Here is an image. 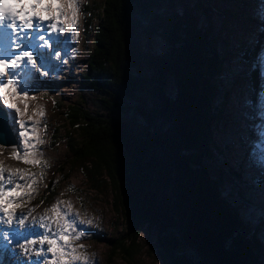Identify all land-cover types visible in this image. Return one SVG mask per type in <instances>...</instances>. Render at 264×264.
<instances>
[{"label": "trees", "instance_id": "trees-1", "mask_svg": "<svg viewBox=\"0 0 264 264\" xmlns=\"http://www.w3.org/2000/svg\"><path fill=\"white\" fill-rule=\"evenodd\" d=\"M174 1L103 0L87 11L83 4L81 30L93 37V48L80 84L92 97L66 105L76 133H66L68 150L85 165L90 186L100 190L106 183L112 193L123 231L111 239L110 259L121 255L135 264L145 230L155 231L169 264H263L254 232L217 188L221 169L208 177L210 161H219L228 147L211 137L224 105L212 102L225 60L208 23L215 5L179 0L184 7L176 11ZM166 3L170 10L162 9ZM256 6L260 29L242 54L254 90L260 83L254 56L264 38V12ZM169 80L173 95L166 90ZM54 132L51 144L58 139Z\"/></svg>", "mask_w": 264, "mask_h": 264}, {"label": "rangeland", "instance_id": "rangeland-1", "mask_svg": "<svg viewBox=\"0 0 264 264\" xmlns=\"http://www.w3.org/2000/svg\"><path fill=\"white\" fill-rule=\"evenodd\" d=\"M183 1V5L193 3V0ZM59 2L62 15L58 23L63 32H57L54 50L49 54H46V50H41L37 63L26 66L25 72L28 71L26 75L29 77L27 81L22 80L19 74L16 76L18 82L27 85L26 97L21 95L12 98L22 115L17 117L14 109L3 105L10 121H28L31 117L35 147L29 150L26 159L41 163L28 164L16 155L18 151L23 154L24 149L17 147L20 145L19 125L10 123L16 129L14 132L18 142L14 146L0 145V164L6 170L11 169L14 174L16 169L34 174L32 187L22 189L31 195L21 201L22 207L18 209L25 213L32 210L27 223H31V217L51 216V208L58 202L63 210H70L73 217L77 218V229L83 228L84 231L79 239H71L70 242L76 254L87 257L86 261L81 260L79 264H127L121 255L110 259L111 239H116L123 231L121 218L112 205V193L106 183L100 190L90 186V181L82 172L85 165L72 159L66 137V133L72 130V126L66 121V105L78 102L82 96L92 97L80 84V76L86 69V60L93 48V37H86L81 30L83 4L85 3L87 11L88 4L94 2L101 7L103 0H73L74 9L69 8L68 0ZM209 2L215 5L216 11L211 14L208 23H211L212 35H218V52L223 53L221 56L225 55V60L221 63L222 69L216 77L219 91L212 100L213 104L224 105L221 107V118L212 122L211 137L219 147L223 148L226 143L228 147L222 150V155H218L219 161H210V167H207L208 177L212 179L219 176L216 169H221L222 184L217 188L235 206L240 219L254 232L256 240L260 242L259 256L264 259V38L254 56L260 78L256 90L252 87L251 65L242 57L245 50L255 42L256 31L260 29L262 19L255 17L260 12L256 5L259 4L264 12V0ZM242 2H245V6H242ZM183 7L179 0L174 1L176 11ZM162 9L170 10L167 3L162 5ZM200 20L204 21L203 18ZM72 36H76V39L72 40ZM156 38L155 44L159 46L160 39ZM56 52L61 55L57 57ZM20 83L17 85L18 92ZM172 84L169 80L166 85L170 95L174 94ZM225 93L228 96L225 97ZM53 132L58 139L51 144ZM75 134L74 131L71 132V135ZM211 151L210 156L213 154V157H217L216 152ZM228 171L238 174L232 177ZM13 176L12 184L16 182V176ZM251 177H258L260 183H256ZM79 221L90 223L81 225ZM139 241L135 264H169L156 243L155 231L143 230ZM20 251V248L14 251L11 246L5 248L0 241V262L7 258L9 264H21L17 259L12 262Z\"/></svg>", "mask_w": 264, "mask_h": 264}, {"label": "snow or ice", "instance_id": "snow-or-ice-1", "mask_svg": "<svg viewBox=\"0 0 264 264\" xmlns=\"http://www.w3.org/2000/svg\"><path fill=\"white\" fill-rule=\"evenodd\" d=\"M68 6L74 9L73 0H68ZM37 7H40L44 13L53 14L42 15L35 11ZM61 15L59 0H0V53H3V58H0V97L3 98V104L8 109H14L17 117L22 115L21 110L10 97L21 95L26 97L28 92L27 85L16 80L18 73L13 70L17 69L25 58L28 64H36L31 51L33 45L28 37L42 31L45 26L49 33L63 32L58 23ZM38 39L43 42L40 47L49 43L43 34L39 35ZM71 39L75 40L76 36H72ZM25 47L29 50H24ZM16 49L19 51H13ZM55 55L59 57L61 53L56 52ZM5 70H9L8 74L12 77L7 79L6 83L3 82ZM27 79V75L22 77L24 81ZM18 83H20L19 92ZM10 123L19 125L20 145L17 147L24 149L23 154L18 151L16 155L28 164L41 163L26 159L29 150L35 147L32 140L31 117L28 121L17 119ZM13 130L16 131L15 128ZM7 171L8 183L12 184L13 175L16 176V182L12 186L5 187L2 183L4 170L0 169V241L3 242V246L5 248L11 246L14 251L18 246L21 251L17 253L16 259L21 264H79L81 260L86 261L87 257L76 254L70 242L71 239H79L84 231L83 228L77 229V218L73 217L70 210H63L58 202L52 206L51 216L31 217V223H26L32 210L29 209L25 213L18 209L22 207L21 201L31 195L22 189L32 187L34 174L25 173L22 169H16L15 174L11 169ZM86 223L90 222L79 221L81 225ZM33 256L35 259L32 258ZM0 264H9V261L5 258Z\"/></svg>", "mask_w": 264, "mask_h": 264}, {"label": "water", "instance_id": "water-1", "mask_svg": "<svg viewBox=\"0 0 264 264\" xmlns=\"http://www.w3.org/2000/svg\"><path fill=\"white\" fill-rule=\"evenodd\" d=\"M0 144L4 146L15 145L16 138L9 124L8 115L0 108Z\"/></svg>", "mask_w": 264, "mask_h": 264}, {"label": "bare ground", "instance_id": "bare-ground-1", "mask_svg": "<svg viewBox=\"0 0 264 264\" xmlns=\"http://www.w3.org/2000/svg\"><path fill=\"white\" fill-rule=\"evenodd\" d=\"M40 51H41V50H40ZM40 51H39V53H40ZM42 51H43V50H42ZM39 64H40V62H39ZM17 71H18V72H21V76H22V77L26 76V73H25V67H24V66L17 68ZM8 72H9V70H5V76H4V78H3V82H6L7 79H9V77H8V75H7ZM2 107H3V106H2ZM0 131H1V129H0ZM8 146H10V145H8Z\"/></svg>", "mask_w": 264, "mask_h": 264}]
</instances>
